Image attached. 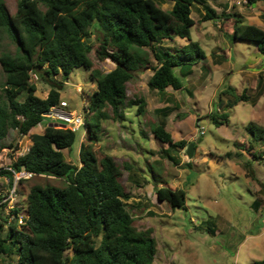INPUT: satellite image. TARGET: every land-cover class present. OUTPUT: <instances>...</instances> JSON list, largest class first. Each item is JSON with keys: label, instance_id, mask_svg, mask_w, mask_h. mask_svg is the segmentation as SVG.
I'll return each instance as SVG.
<instances>
[{"label": "trees", "instance_id": "trees-1", "mask_svg": "<svg viewBox=\"0 0 264 264\" xmlns=\"http://www.w3.org/2000/svg\"><path fill=\"white\" fill-rule=\"evenodd\" d=\"M171 1L173 7L167 10L158 0H18L16 13L11 14L0 0V29H6L17 44L16 53L0 55L5 76L0 92V152L11 129L28 135L45 119L50 121L42 133L30 134L29 150L8 168H0V175L13 182L14 172L27 170L65 182L62 186L48 182L30 188L25 202L29 213L26 226L13 221L6 228V219L0 215V256L18 257L8 264H154L157 241L152 229L142 230L134 223L126 203L131 195L122 181V167L112 154L98 157L91 144L100 140L102 121L111 117L124 120V109L129 105H138L139 113H145L146 99L129 98L127 91V83L147 61L141 54L143 48H150L159 62L149 86L158 90L182 88L174 67L194 65L205 57L200 43L191 39L195 4L204 7L203 20L221 19V29L227 35L257 43L264 53V29L244 25L239 14L218 13L208 0ZM93 26L101 33L98 56L115 64L107 73L95 69L90 56L93 46L88 38ZM177 36L190 41L175 52L156 48L164 39ZM80 67L90 71L96 88L85 106L87 137L76 162H70L64 150H71L78 130L54 124L57 120L45 114L66 101L62 88L72 71ZM34 74L51 82L46 97L37 93ZM59 74L62 83L55 80ZM22 94L24 99H20ZM209 117L216 125L228 120L227 114ZM247 129L252 133L261 130L255 124ZM153 133L171 147L185 148L190 143L175 140L163 124L154 126ZM156 195L172 209L187 207L184 188L157 186ZM254 264H264V259Z\"/></svg>", "mask_w": 264, "mask_h": 264}, {"label": "rangeland", "instance_id": "rangeland-1", "mask_svg": "<svg viewBox=\"0 0 264 264\" xmlns=\"http://www.w3.org/2000/svg\"><path fill=\"white\" fill-rule=\"evenodd\" d=\"M4 2L10 13L15 14L18 0ZM193 17L198 19L196 9L193 10ZM198 24L191 29L194 40L201 39ZM92 30L88 41L93 46L90 56L94 68L107 73L115 64L98 56L101 33L96 26ZM3 52H17V44L6 29H0V55ZM141 54L147 61L143 62L140 71L146 69V64L155 63L154 59L150 60L154 58L150 48L141 49ZM176 75L183 79L180 71H176ZM4 79L0 67V92ZM55 80L62 83L61 74ZM32 82L37 84L39 95H48L51 84L48 78L46 80L34 74ZM95 88L90 71L83 67L75 68L61 91L62 99L69 103V107L63 111H76L84 115L85 106L90 102V94ZM139 90L135 94V89L129 86V98L143 97V94L148 98L150 93L146 87ZM184 94L186 95L185 92ZM24 96L22 94L20 99H24ZM107 111L112 114L111 108H107ZM124 111V120L113 117L103 120L100 140L91 144L98 157L101 158L105 153L112 154L122 167V181L131 195L126 203L134 216V223L139 229H152L157 241L158 253L154 264H254L256 260L264 259V216H258L250 207L252 195L246 185L240 184L239 179L233 177L230 167L224 164L220 170L212 173L209 165L200 164L197 158L190 165L188 162L191 160H187L189 157L183 148L171 147L154 135L153 127L160 117L158 114L153 111L140 114L138 105H129ZM91 120L95 121V118L92 117ZM46 122L50 121L45 119L30 134L43 132ZM54 122L64 124L61 121ZM202 122L208 138L218 142L219 146H224V143L218 141L220 138L216 134V125L206 118ZM30 134H20L17 129L10 130L8 136L2 140L4 147L0 152V168H8L13 160L29 150L32 145ZM86 137V126L83 125L77 131V139L71 150H64L68 161L76 162L81 143ZM205 144V141L202 142V145ZM72 150L74 154L69 155ZM169 155L175 157V160ZM209 156L212 159V155ZM125 164H131L132 167L127 169ZM7 180V175H0V189ZM48 182L61 186L65 184L61 179L43 175L19 181L18 202L25 204L26 196L33 185ZM148 182L173 188L180 185L187 191V207L172 209L168 203L157 198ZM0 258L1 264L16 262L18 259L16 254H2Z\"/></svg>", "mask_w": 264, "mask_h": 264}, {"label": "crops", "instance_id": "crops-1", "mask_svg": "<svg viewBox=\"0 0 264 264\" xmlns=\"http://www.w3.org/2000/svg\"><path fill=\"white\" fill-rule=\"evenodd\" d=\"M158 1L167 10L173 7L171 0ZM208 4L218 13L239 14L244 25L264 29V0H208ZM194 9L198 19L193 17ZM193 10L195 25L199 23L200 40H204L195 41L204 49L205 57L194 65L174 67L175 74L176 71L182 74V88L169 86L165 90H158L149 86L153 68L159 64L154 57L150 58L151 61L154 59V64H146V69L137 71L127 83V91L132 86L135 94H138L141 87H146L150 94L148 98L143 94L147 101L144 114L152 111L158 114L160 117L156 125H165L175 140L196 142L194 157L187 158L191 160L190 165L197 158L200 164H208L212 173L220 170L222 165H228L233 177L246 185L252 195L250 207L258 216H264V53L257 43L227 35L221 29V19L203 20L205 10L202 5L195 4ZM191 39L194 40L192 30ZM189 41V38L180 36L166 38L156 44V48L163 47L175 52ZM184 92L186 95H183ZM213 113L227 114L228 120L216 125L209 117ZM204 118L216 125L218 141L224 146L208 138L202 122ZM249 124H255L261 130L252 133L247 129ZM202 127L203 134L200 132ZM204 141L206 144L202 145ZM186 149L187 146L183 148L185 153ZM209 155H212V159ZM148 184L155 193L157 186H164Z\"/></svg>", "mask_w": 264, "mask_h": 264}, {"label": "built area", "instance_id": "built-area-1", "mask_svg": "<svg viewBox=\"0 0 264 264\" xmlns=\"http://www.w3.org/2000/svg\"><path fill=\"white\" fill-rule=\"evenodd\" d=\"M67 106H69V103L63 101L61 106H53L45 116L53 120L62 121L66 127L71 128L73 131H77L85 124L84 115L76 111L64 112L63 109ZM200 132L202 134L204 133L203 127L200 129ZM36 175V173L27 170L14 172V181L11 182L8 177L6 183L8 187L4 184V187L0 189V215L5 217V225L16 221L21 227L26 226L29 218L28 207L26 203L22 204L18 202V182L23 178L27 179ZM16 209L19 210L17 211Z\"/></svg>", "mask_w": 264, "mask_h": 264}, {"label": "water", "instance_id": "water-1", "mask_svg": "<svg viewBox=\"0 0 264 264\" xmlns=\"http://www.w3.org/2000/svg\"><path fill=\"white\" fill-rule=\"evenodd\" d=\"M54 124H58V123H54ZM62 126H63V124H62ZM195 146H196V142H194V141L190 142L189 145L187 146L186 153H187L189 159H192L194 157Z\"/></svg>", "mask_w": 264, "mask_h": 264}]
</instances>
